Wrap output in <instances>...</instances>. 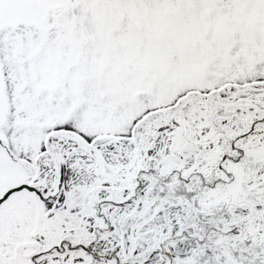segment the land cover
I'll return each instance as SVG.
<instances>
[{"label":"snow or ice","instance_id":"snow-or-ice-1","mask_svg":"<svg viewBox=\"0 0 264 264\" xmlns=\"http://www.w3.org/2000/svg\"><path fill=\"white\" fill-rule=\"evenodd\" d=\"M0 264H264V0H0Z\"/></svg>","mask_w":264,"mask_h":264}]
</instances>
